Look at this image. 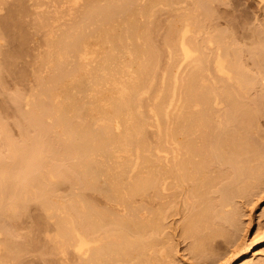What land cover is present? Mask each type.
Instances as JSON below:
<instances>
[{
  "label": "bare ground",
  "instance_id": "bare-ground-1",
  "mask_svg": "<svg viewBox=\"0 0 264 264\" xmlns=\"http://www.w3.org/2000/svg\"><path fill=\"white\" fill-rule=\"evenodd\" d=\"M47 1L38 0V8L46 4L49 7ZM49 1L60 3L53 7L54 11L44 6L47 13L49 9L50 14L55 12V18L73 19L76 14L74 20L82 19L74 25L64 23L67 30H60V35L53 33L55 27L43 37H47L49 49L40 51L41 59L40 52L35 53L41 60V70L47 68L48 75L34 72L38 75V92L35 90L37 94L30 96L33 101L28 102L29 110L22 113V120L27 118L28 126L38 129L37 134L21 133L22 140L14 141L0 123L4 134L3 138L0 136V234L6 233L5 219L15 225L34 207L39 225L52 223L54 227L55 231L48 228L46 235L53 251L58 257L73 254L77 260L73 264H169L175 261L170 255L166 221L169 212L181 204L186 213L182 232L192 238L190 252L197 255L212 250L217 238L229 234L222 223H229L234 215V197L254 188L264 171L263 151L257 143L250 142L251 137L248 140L247 130L255 125L254 118L261 108L252 94L260 85L259 77L264 83L259 54L254 53L256 70H249L242 61L243 51L232 48L230 39L225 40L227 34L211 29L219 27L210 23L207 14L206 21L198 20L199 17L192 21L189 14L182 23L178 21L180 25L176 21V25H167L168 36H163L166 65L167 70L174 66L176 70L173 74L171 69L169 75L165 65L169 76L164 73L158 81L164 72L160 74L159 69L164 66L161 62L165 49L160 42L156 45L162 51L155 46L151 23H156V12H162L157 7L161 0ZM50 14L47 17L53 15ZM171 16L166 18H177ZM45 20L46 24L51 21ZM35 24L40 25L36 21ZM237 120L244 125L240 124L241 129ZM233 125L239 130H233ZM63 185H68L67 193L61 190ZM35 234L39 237V232ZM238 234L233 235L234 244ZM5 242L8 252L4 253L16 258L26 251L29 241L18 245L7 235ZM252 244H244L240 250L247 252ZM6 258L9 262L12 259ZM69 258L65 257L71 263ZM65 259L62 260L66 262ZM242 264H264V260L254 262L246 257Z\"/></svg>",
  "mask_w": 264,
  "mask_h": 264
},
{
  "label": "rangeland",
  "instance_id": "rangeland-1",
  "mask_svg": "<svg viewBox=\"0 0 264 264\" xmlns=\"http://www.w3.org/2000/svg\"><path fill=\"white\" fill-rule=\"evenodd\" d=\"M20 1L19 0H8V1L5 2V0H3V1L0 0V37H1V40H0V50H1L0 51V64L1 65L3 64V66H4L3 67L4 70H3L2 67H0V70H1L0 71V77H1V79H0V123L2 122L1 123L2 126L5 125L4 129L6 131L9 130L8 132L10 134H8V132H6V133L11 138H13L14 141H21L22 140L23 135L21 133H25L26 132L29 135V133L31 132L32 134H30V136H34L38 132V129H36L34 126H33V128L31 127L32 125L28 126L29 122H28L27 118L25 120H22L25 117L23 115V118H22V113L24 114L27 110H29L28 109V104H29L28 102L30 101V103L32 104L33 100L31 99V97L34 95V92H35V95L37 94L36 91L38 92V90H37L38 89L37 88V86H38L37 83L38 82H36L37 81L36 78L38 77V75L35 76L34 72L36 74H38V73L39 74H43L44 76L48 75L47 74L48 73L47 68L42 67V70H41V68L39 66V64L41 62V60H39V59H41V57H40L41 56V52L43 53V50L46 51L47 48H48V47L46 48V46L48 45L47 41H46L47 37H46L45 40L43 39V37H45V35L48 36L49 35L48 33L52 32L53 29H55V27H57L56 28L57 30L55 29V31H53V33H55L57 35H60V30H61V33L63 31H65L64 29L67 30V28H66L67 24H64V23L68 22L69 24L72 23L74 25V23L76 24L77 22L81 21V20H79L81 18L80 16H79L80 18L78 17L79 19L74 20V18L77 17V16H75L76 14L74 15V17L72 16L73 19L70 16L67 17V18L64 17L65 19L61 18L62 20L57 19V18H55L56 17L55 16V12H52L53 15L51 16L52 13L50 14V12H51L50 9H49L48 13L50 14L51 17H49V16L47 17V15H48V13L46 12L47 9L51 7V10H52L53 7L59 6L60 3L59 4L56 3L57 4V6H56V4L53 3L52 1L50 3L49 0L48 1L47 0H45V1L44 0H39L40 3H44V2L47 1L49 7H47V4L45 3L46 6L45 5L44 6L47 9L44 10V6H42L43 4H41V6H42L41 8L42 9L38 8V7H40L39 6L40 4L38 3V0H36L37 2L35 1L36 4L34 3L35 5H37V7L35 5H33V6L31 5V3L34 2V0H28V1L25 0L26 2L24 0H23V2L22 1L20 2ZM161 1L164 2L165 6L162 7L163 3L161 2L162 3V5H161V3L159 2L160 5H158L157 7L158 8H159V6H160V8L162 7V9L159 8V11L163 12V10H164V12L163 13L159 12L160 13L159 14L158 11H157L156 14H155V15H157V16H155V18L156 17L160 18V19H158V20H160V22H158V23L160 24V28L161 29H158L159 28V24L156 25V23L158 21L157 18L153 19V22H156V23H154V24L151 23V31L152 32L155 31L154 33H151V34H152L153 41H156L154 43L156 47H158L159 42H160V46L162 45L164 49L166 48L165 47V42L166 41H164V39H166V38H164V37L168 36L167 33H168L169 29L166 30V28H169V27L167 25H170L172 22H173L172 24L176 25V23L174 21L177 22V25H180L182 23V21L185 20L186 17L189 14H190L189 16L192 17L191 19L194 18L192 21H195L196 19H198V17H199L198 20L201 21V19H204V21H206L205 15L207 14L208 15L207 17L210 18L209 19L210 23L214 22L215 26L219 27V29L218 28L215 29L214 27H211V29L213 31H215V32H216V30L217 31L220 30V32H218V34L219 33H223V35L227 34V35H225L226 36L225 40L228 42L229 41L228 39H230L229 43H232V48L233 49L235 47H236V49L240 48L243 51L242 55L244 57H242V61L245 62V64L244 63L243 64L246 65L249 70H251V68L254 70V68L256 66L255 65V60L257 59V57H255L254 53L259 54V59L261 60L262 64L264 65V0H212V1L211 0H203L204 2L202 0H198L200 3L197 2L196 3L197 5L194 3L193 0H188V1L187 0H181V1L180 0H177V1L174 0L175 3L168 2L166 0H161ZM179 2H180V4H179ZM181 2H183V3H181ZM50 4H52V5H50ZM176 4L179 5V8H178V6H176ZM199 4H200V6H198ZM168 5H171V6L173 5L174 8L172 6L171 7L172 9H171L170 6L168 7ZM180 5L182 6L181 8H180ZM10 6H12V7H10ZM31 6L33 7V9L31 8ZM166 7H167V9H166ZM176 7H177V11L175 10ZM188 7H189V9H188ZM192 7H193V9H192ZM168 8L170 10H168ZM34 9H35V11H34ZM36 9L40 10V12L37 11ZM180 9H183L182 12H181ZM186 9H188V10H186ZM32 10L34 11V13H31V12H33ZM42 11L47 13V15L45 16ZM52 11H54V10H52ZM178 11L180 12V15L176 14V13H179ZM36 12L37 13L39 12V13L34 15ZM165 12L166 13L169 12V13L166 14ZM197 12H199V13L197 14ZM206 12H208V13H206ZM209 12L211 13V15H210ZM26 13H28V14H26ZM41 13H43V14H41ZM173 13H175V15H173ZM30 14H32V15H30ZM161 14H163V15H161ZM164 14L166 16H171V15H173V16L177 15L178 16L179 15V19H178L177 16H176L177 18L171 16L173 18L169 19L170 17L166 18V16H164ZM193 14H195V15H193ZM182 15H183V17H185L184 19H183V17H181L182 19L180 18V16H182ZM36 16L37 17L39 16L40 18L37 19ZM43 17H45L46 19H49L48 21H50V19H51V21L49 22L51 24L53 22H55V23L52 24L53 27H51L49 23L46 24V20H45V18L43 19ZM52 17L55 18L56 20L52 21V19H53ZM163 17H165V18H163ZM216 17H218L217 20L215 19ZM68 18L73 20V22L71 20L68 21L69 20ZM66 19H68V20L66 21ZM41 20H42V22H40ZM167 20H169V21H167ZM35 21H36L37 24L41 25V28L42 27H44V28L40 29V27H39L40 25H38L37 26L39 28V30H38L37 27H36ZM58 21H59L60 24L57 23ZM62 21H64V22H62ZM162 21H163V24H161ZM178 21H180L181 23H179ZM215 21H218V22H215ZM41 23L45 24V26H43ZM61 23L63 25H61ZM217 23H219L220 25H216ZM34 24H35V26H34ZM48 24H49V26H48ZM154 25H156V26H154ZM59 26L60 27L61 26H64V27L66 26V27L65 28L63 27L61 29V28H58ZM153 26L155 27V30H154ZM157 26H158V28H157ZM45 27H47V28H45ZM48 27H49L50 31H48ZM70 27L71 26L68 25V28H70ZM15 29H16V31H15ZM45 29H47V31H46L47 33L45 31H43ZM161 32L163 33V35L161 34ZM153 34H155V35L158 34V36L155 37V35H153ZM160 34H161L162 37L164 36V34H166V35L162 38V37L159 36ZM228 34H229V36L230 35L231 36L229 37ZM153 36L155 37V39H154ZM256 36L259 37L258 40H257ZM157 37L159 39H157ZM227 37H229V38H227ZM232 37H233L234 40L232 39ZM231 39L233 40V42H231ZM163 41H164V44H163ZM38 42H40V44H38ZM42 42H43V48L44 49H42ZM156 43L158 45H156ZM234 43H235L236 46L234 45ZM29 45H30V47H29ZM36 45L39 46V47H36ZM44 45H45V47H44ZM2 46H4V47H2ZM6 46L8 47V49H7ZM13 46H14V48H13ZM48 46L50 47V45H48ZM160 46L158 47L159 49H160ZM37 48H39V50ZM163 48H162V50H163ZM14 49H16V50H14ZM34 49H35V51H34ZM36 51L38 52V54H39L40 51L41 52L38 55V54H35ZM165 51H166V49L162 51L164 60H162V62H161V64H164V66L160 65V69H159L160 70V72H159L160 74L162 73V71H164V72L162 73L163 75L158 76V77H160V80L158 79V81H161L163 76L167 75L166 71L167 72L169 71V75H170L172 73L174 74V71L176 70L175 66H174L175 69L174 68L172 69V67H171L170 69L167 70V65L166 64L168 63V57L166 56L167 54H166ZM164 54H165V56H164ZM37 55H38V57H40L39 59H37ZM4 57H6L5 60H4ZM165 57L167 58V60L165 59ZM1 58H2V60H1ZM36 60H39V61H36ZM32 61H33V63H32ZM163 61H165V62H163ZM31 64H33V65H31ZM36 64H37V66L39 68L36 66ZM165 65H166V71H165ZM12 66H13V68H12ZM162 67H163L164 70H161ZM31 69H32V71H31ZM171 69L173 70V72H172ZM170 70H171L172 73H170ZM255 70H256V68H255ZM43 71H44V73H43ZM11 73H12V75H11ZM164 73H165V75H164ZM32 75H34V76H32ZM169 75H167V76H169ZM257 76L259 77L258 74H257ZM260 79H261V77L258 78L259 84L261 85V88H260V85L258 84L259 86L257 85L258 86L256 88L257 90L255 91L253 89L254 90L253 93L251 92L252 94L255 93L254 96L252 94L251 95L253 96L254 99L256 97L255 100H257V98H258L257 103H259L258 105H261V106H259V107H261V108H259L261 113H260L259 110H257V112L259 111L257 114H259L260 117L256 114V116L258 118H256V116H255L254 119L256 120L257 125L255 123L256 126L255 125L252 126V127L250 126V129H249V128H247V126L249 127V125L247 124L246 128H247V130H249L248 140H250L252 138L253 140H250V142H254L255 144L257 143L256 145L259 147L258 149L260 150V152L263 151L262 153L264 154V91L262 90V89H264V87H262L264 83H262L263 80L261 82ZM3 80H5V81H3ZM3 84H4V86H3ZM26 88H27V90H26ZM15 94H17V95H15ZM255 95H257L258 97L255 96ZM16 96H18L17 98H20V99H17ZM27 96L29 97L30 100L28 99ZM252 96H250V97H252ZM26 97H27V99H25ZM260 98H261V100H259ZM16 99H17V101H16ZM21 99H22V101H20ZM18 102L20 103V105H19ZM21 107H22V109H21ZM24 109H26V110H24ZM20 111H22V112H20ZM18 117L20 118V120H19ZM48 119L51 120V118H48ZM16 120H17V122H16ZM49 120H48V123H50L52 121L51 120L49 122ZM24 123H27V124L24 125ZM236 123H237L238 126L235 123H234V125H236L239 129H241V125H243V124L240 123L241 124L240 125L239 121L236 122ZM244 124H245V121H244ZM234 125L232 127L233 130H234V128L237 129V127L234 126ZM243 126H242V129H243ZM7 127H8V129H7ZM21 127H23V128H21ZM30 128H32V129H30ZM24 129H26V130L23 131ZM239 129H237V130H239ZM251 129H252V131H251ZM257 130H258L259 133L257 132ZM253 131H254V134H253ZM0 134H1L0 135L1 137L4 135L3 131H2V128L0 129ZM263 164H264V162H263ZM262 172H263V175L262 174L260 175L261 176L260 177L261 181H259V183L256 186H254V188H251L248 191V193L247 192L245 194L242 193V194L234 197V199H233L234 202H232L233 205H234V206H232L233 211H231V215L233 213H234V215H232V218L229 221V223L228 222L227 223L226 222L222 223L223 227L228 231L229 234L225 235L224 237L220 236L219 238H217V243L215 242L214 248H212V250L203 252V254L200 253V254L196 255L195 253L190 252L191 251V246H192V238L189 237V236L184 235L183 232H182V222L184 220V216H185L186 213H185L183 207L181 206V204H180V206H178V208L175 211H173V213L169 212L168 219H167L166 223H167V231L169 233L168 237H169V239L170 238L171 239L168 242H169V244L171 243L169 245L171 248L169 247V249H170V255L172 254L171 256L173 258L172 261L173 260L175 261V263L170 262L169 264H242L243 261L246 259V257L251 258L252 260H254V262L255 261H259V259L260 260L261 259L264 260V238H263V236H264V171H262ZM67 186L68 185H63V189H62V186H61V190H63V192L67 193V191L69 190V187H67ZM64 189H67V190L64 191ZM60 193L62 194V192H60ZM66 193H64V194H66ZM31 209H30V213L29 212L27 213L28 214V218L30 217L29 219L27 218V214H26V215H23V217H21V219H19L20 223L17 220L18 223H16L15 225H17V227L20 224L22 225V226L20 225V227H18V228L9 219H5L4 220L3 224H4V227H5V230H6L5 232L6 233H1L0 234V240H1L0 241V246H1V248H0V264H5V263L7 264V262H8V264H15L16 262H17V264H24V262H25V264H33V262H34V264H45V263L46 264H68L69 261H67V260H68V258L71 255L73 256V259H72V257H70L71 259L69 258L70 261L72 260L71 263L72 264L73 263H77V260H75L76 258L74 259L75 256L73 254H71V253H70L71 255L68 254L67 256H65L67 260L65 259V257H60V256L58 257V254L55 251H53V246H52L53 244L51 245V242L48 241V238H47L48 236L46 237V235H48V233H49L48 228L51 229V227H52L51 224L52 223L49 226H47V225H45V223L42 222V224H44L47 227L46 228L45 226H43V227H45L44 230H43V227H42L41 223L39 225V223L37 222L38 220H36L37 217H35V216H37L38 211H36V209L34 207L31 208ZM32 211H34V212L36 211V212L32 213ZM179 212H180V214H179ZM172 215H174V216H172ZM22 218L25 219V220H23ZM32 219H35V220H32ZM31 220H32V223H31ZM231 221H233V223H230ZM30 223H31V225H30ZM231 224H232V226H230ZM24 226H25V228H24ZM30 226L32 228H29ZM40 227H42V228L40 229ZM37 228H38V230H37ZM27 229L30 230L29 233H28ZM45 229H46V231H45ZM19 230H21V231H19ZM40 230H42L44 232H41ZM51 231L52 232L55 231L54 227H52ZM51 231H50V234H53V233H51ZM38 232H39V237H38V234H35V233H38ZM236 232L239 233L238 234V236H239L238 240H240V241L237 240V242H236L237 245H236V243L234 244V242H232V240H233L232 238H234L233 235ZM25 233H26L27 237H25ZM7 235L10 236V237H13L15 239V241L18 242L17 243L18 245H25L26 242L29 241L27 243L28 245H25V247L26 246L28 247V248L27 247L25 248L26 251H24V253L20 254L16 258L14 256L12 257V255L10 256L9 253L5 254L4 250H5V252L7 251L6 248H5L6 247L5 238H6ZM22 235H24V236H22ZM28 236H29V238H28ZM32 237H34V238L37 237V238H39V240L37 238L36 239H34V238L32 239ZM41 239H43L42 240L43 244L41 243ZM258 239L262 240V241H259ZM33 240H35L34 244H33V242H34ZM30 241H31V243H30ZM38 241H39V243H41V245L38 243ZM252 242H253V244H252L253 248L251 247V249L249 251H247L248 254H247L246 251H243L244 252L243 253L242 250H240L241 247L244 244L248 245L249 243L251 244ZM44 244H45V246H42ZM49 244L52 247H49L50 246ZM36 246H37V248H36ZM48 247H49V250H48ZM34 248H35L36 251L33 250ZM41 250H43V251H41ZM46 250H48V252L51 250V252L49 254H47L48 252L46 253L45 252ZM211 251H212L213 254L211 253ZM30 252H32V253H30ZM40 252H42V253H40ZM52 252L57 254V255L52 254ZM26 253H28L27 254L28 256L26 255ZM31 255H33V256L35 255V257H33V256L31 257ZM207 255H209V256H207ZM7 256H8V259L12 258L10 260V262H9V260H6ZM49 257H51V258H49ZM17 258H19V260ZM58 258H59L60 262L58 261ZM42 259L44 260V262H43ZM62 259L63 260L65 259V261L67 263L64 262ZM12 260L14 261V263L12 262ZM29 260H31V261H29ZM47 260H49V261H47ZM61 261H63L64 263L61 262ZM26 262H28V263H26Z\"/></svg>",
  "mask_w": 264,
  "mask_h": 264
}]
</instances>
